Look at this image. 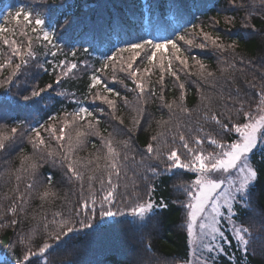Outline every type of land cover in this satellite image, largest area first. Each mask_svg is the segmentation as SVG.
<instances>
[{
	"label": "trees",
	"instance_id": "1",
	"mask_svg": "<svg viewBox=\"0 0 264 264\" xmlns=\"http://www.w3.org/2000/svg\"><path fill=\"white\" fill-rule=\"evenodd\" d=\"M178 3L183 5L178 21H171L172 26L164 31L148 34L131 27L129 21L137 20L136 14L142 8L147 13L149 4L163 13L169 0H0V26L4 29L0 32V63L12 58L10 65L5 63V67L0 69V132L11 137L6 141L7 150L0 151V253L3 254L0 264H23L22 256L28 248L37 251L45 242L52 247L44 257H33L31 264H45V261L46 264H183L188 260L187 196L178 191V187L190 183L196 174L185 169L165 171L164 164L149 158L146 145L152 136L164 133L157 143L166 141L169 147L179 148L178 139L173 144L177 123L185 135H188V127L193 130L203 127L202 137L206 134L216 137L219 126L202 119L204 105L208 103L202 100V96L211 98V107L217 111L224 109L225 99L222 97L229 94L233 100L227 101L228 108L231 109L237 101L245 103V110L248 106L254 107L259 100L257 91L264 86V3L261 0H237V4L243 3L244 7H234L231 0H178ZM22 8L33 12L31 24L23 19V15L15 16ZM36 13L45 20V27L56 26L55 47L42 40V32L34 23ZM66 17L69 20L67 24L64 23ZM109 25H118L117 32L123 28V33H126L123 35L124 43L163 37L175 40L188 67L174 59L171 46L157 50L149 63L147 56L152 52L146 48L133 62V69L141 70L147 84L142 100L139 99L135 83L127 72L121 70L126 67L132 53H118L115 67L111 66L113 62H109V68L100 70L103 56L111 55L115 50L111 45L106 49L99 44ZM203 33L219 37L218 43L224 44L225 48L221 50L210 40H205ZM180 35H184L185 40H180ZM5 39L9 42L15 40L21 50L27 49L31 39L32 50L36 53L34 58L26 57L28 63L22 64L14 76L13 69L21 61L20 57L13 55L10 44H4ZM187 40H192V44ZM113 42L115 47L124 46V43L117 42L115 33ZM200 44H205V47H199ZM52 52L56 55L53 56ZM161 56L166 57L165 68L168 59L172 60V70L179 76L178 80L165 71L164 79L160 81ZM60 61L76 63L77 67L66 76L61 75ZM198 62L203 63L214 76L202 79L198 75ZM145 68H150L151 73H144ZM93 75L100 77V85L91 87ZM58 76L59 83L56 82ZM9 77H12L11 82L5 83ZM181 83L184 84L183 90L179 87ZM105 85L112 88L113 93L106 92ZM41 88L45 91L33 101L25 103L20 99L31 90ZM236 88L240 89L239 94ZM149 89H154V94ZM182 91V106L188 109L187 112H181L177 107ZM97 93L114 100L115 110L105 101L96 99ZM114 93H119V96ZM173 101L176 103L170 110L166 105ZM80 107L87 108L98 118L100 135H89L73 158L86 161L97 153L102 157L105 149L101 136L111 135L122 156L125 150L120 142L128 141L130 144L129 160L121 176L113 177L118 187L112 211L120 209L123 215H99L102 193L100 184L92 181L98 202L91 228H82L79 224V220L87 223L85 217L91 215L81 207L82 201L88 199L91 208L88 171L81 169L85 173L82 188L81 181L67 172L60 156H49L48 149L37 150L33 146L35 133L32 129H38L49 148L54 152L60 151V142L53 138L50 126L57 128L58 135L66 114L71 119L70 114ZM236 107H239L238 102ZM233 118L234 122L242 119L236 117L234 111ZM121 119L123 123H120ZM136 119L139 120L138 125L134 123ZM161 121L169 123L161 126ZM84 123L81 122L82 129ZM12 128L17 129L15 134L11 133ZM72 134H75L74 130ZM234 137L232 132L224 139L231 141ZM204 148L213 150L207 140ZM180 151L183 154L182 148ZM24 157L30 158L25 164L36 163L34 171H18ZM141 159L143 164L139 163ZM251 161L258 169V177L250 186L247 198L251 210L243 206L245 202H238L234 209L237 213L234 220L248 226L252 233L248 252L245 254L238 247L230 223L221 219V230L231 243L218 238L216 243L222 245L223 252L209 253L203 248L202 252L198 251L209 264H264V143L251 154ZM100 164L103 166V159ZM148 167L157 168V174L147 171ZM16 175L21 176L19 182ZM17 184L19 193L25 196L24 210L13 216L7 208L17 200ZM28 184L32 185L31 189L26 187ZM45 191L54 195L42 198ZM149 198L154 204L166 207H154L144 219L133 217L130 208ZM77 211L80 216H76ZM56 213L60 215L55 216ZM12 219L17 220L15 225L10 223ZM53 219L73 221L74 231L61 235L57 241L51 235L54 230L58 231L51 223ZM45 224L49 225L48 228L44 227ZM21 237L25 238L23 244L20 243Z\"/></svg>",
	"mask_w": 264,
	"mask_h": 264
},
{
	"label": "snow or ice",
	"instance_id": "2",
	"mask_svg": "<svg viewBox=\"0 0 264 264\" xmlns=\"http://www.w3.org/2000/svg\"><path fill=\"white\" fill-rule=\"evenodd\" d=\"M234 7H244L243 3L237 4V0H231ZM264 3V0H261ZM183 13V5L178 3V0H169V4L165 6L163 13H159L158 9H155L149 4L147 13L144 12L143 8L136 14L138 19L129 21L131 27L145 31L151 34L153 31L159 33L166 30L168 27L172 26L171 21H178ZM23 15V19L31 24L33 12L31 10L25 11L23 8L15 13L16 17ZM36 18L34 20L37 28L42 32V40L46 41L47 44L54 45V37L56 34V26L49 25L45 27V20L41 18L40 13L35 14ZM227 19V18H226ZM69 22L68 18H65L64 23ZM119 27L109 25L108 29L104 31V35L99 44L106 49L111 45L115 48L111 51V55L105 54L103 56L104 63L102 65L101 71L110 67L109 62L112 63V67H115V60L118 53L130 52L132 55L129 57L126 67L122 68L129 74L130 78L135 83L136 89H138V98L142 100L147 84L145 83V77L141 74L139 68L133 69V62L136 61L137 57H140L141 52L146 48H150L152 55L147 56V60L151 63L156 56L157 50L165 49L171 46L174 53V59L179 61L185 68L188 67L187 60L181 55V48L176 43L175 40L163 37L160 39H140L136 43H124L123 28L120 32L116 31ZM4 31L3 27L0 26V32ZM36 31V29H33ZM113 33L116 34L117 42L124 43L123 47H115L113 42ZM171 34V33H170ZM205 40H210L213 45L217 48L223 50L225 45L218 43L219 37H211L208 33H203ZM180 40H185L184 35L179 36ZM188 44H192V40L186 41ZM5 45L12 47V52L14 56L20 57V63L15 65L12 75L14 76L16 71L20 69L22 64H27L28 59L26 57H35L36 53L32 50V41L29 39L26 50H21V47L16 44L13 40H4ZM199 47H205V44H200ZM55 56L56 52H52ZM75 55V52H73ZM166 57L161 56L159 63V70L161 72L160 81L164 79L163 73L165 71L169 72L172 76L179 79V76L175 71L172 70V60L168 59L167 68H165ZM12 58L9 57L5 62L6 64H11ZM5 63H0V69L5 67ZM61 75L66 76L68 73L72 72L76 67V63H66L65 61H60ZM199 72L198 75L202 79H208L214 76V73L207 70L203 63L198 62ZM144 73H151L150 68H145ZM12 77H9L5 83L11 82ZM115 79V76H113ZM91 87H95L102 83L98 75H93L91 77ZM57 83L60 82V76L57 77ZM2 86V85H0ZM51 87V85H48ZM106 92L113 93V89L104 86ZM180 89H184V84L179 85ZM255 87V85H252ZM91 90V88H90ZM45 89L41 88L39 90L33 89L30 94L23 95L20 99L27 103L34 100V98L41 96ZM236 93L239 94L240 89H235ZM151 94H154V89H149ZM119 96V93H114ZM19 95V93H17ZM257 96L259 97L258 102L253 106H248V110H245V103L243 101H237L239 107H236V103H233L232 108L227 107V101H232L233 97L229 94L225 99L224 109L222 111L213 110L211 107V98L203 97L202 100H207L208 103L204 105V111L202 119L204 121L213 122L215 125L219 126V131L217 136L205 135L201 136L200 133L204 132L203 127H199L196 130L187 128L188 135H185L184 131H180V124L176 125V133L173 135V144L176 143L178 139L180 147H169L166 141H161V137L164 133H158L151 137V142L146 145V152L150 159L158 160L161 164L165 165V171H171L173 169H185L194 172L195 178L190 183H183L178 187V191H183L187 196V203L185 207L187 208V235L189 242L194 245L192 251L193 259L187 260L185 264H208V260H201V257L197 255V252L203 248L207 249L209 253L213 251L223 252L224 249L221 244L216 243L217 239H222L227 243H231L225 237L224 231L221 230L220 224L221 219L227 220L231 224L232 233L237 241L238 247H240L245 254L248 252L249 244L252 240V233L248 226L243 223H237L234 217L237 213L234 211L238 202H245L244 207L251 210L250 200L248 198L249 188L254 183L258 177V169L253 166L251 161V154L258 147L259 144L264 143V86L257 91ZM96 99L105 101L113 110H115V101L109 99L105 95L97 93ZM160 99L163 101L164 97L161 95ZM180 104L177 105L181 112H187L188 109L182 106L184 100L183 91L180 96ZM146 103L147 101H143ZM176 102L168 103L166 106L171 110L173 104ZM233 111L235 116L242 119L234 122ZM71 119L68 118L66 114L63 124L58 129L55 126H50V131L53 138L59 141L60 151L54 152L51 150L41 136L38 129H32L35 133V139L33 141L34 149L45 150L48 149V155L53 156L58 155L61 158V162L66 164L67 172L71 173V176L76 180L81 181V187L83 188V182L85 180V173L81 169H86L88 171V189L91 201V208H89V200L84 199L82 201L81 207L91 213L90 216H86L85 219L88 221L85 223L84 220H79V224L82 228H91L92 220L96 216V204L97 195L96 190L93 188L92 181H97L100 184V192L102 195L99 197L100 213L101 217H112L118 214L123 215L120 209L116 212L112 211V208L116 202V189L118 184L114 182L113 177L119 178L121 176L122 170L125 168L126 162L129 160L128 151L130 150V144L128 141L120 142L123 149V156L119 150L114 139L109 135V137L101 136L102 147L105 149L103 156L101 157L98 153L95 154L91 159L82 161L79 158H73L75 152L84 146L87 137L89 135L99 136L100 132L97 129V124L99 123L98 118L93 116L85 107H80L75 113L70 114ZM86 117H92V119H86ZM51 119V118H50ZM119 119V117H117ZM83 124V129L81 127V122ZM95 121V123L93 122ZM123 123V120H120ZM135 124H139V120H134ZM169 123V121H161V126ZM43 127V125L41 126ZM68 129V131H66ZM73 130L75 134L73 135ZM16 128L11 129V133L15 134ZM236 133L237 138L231 141H226V137L229 133ZM219 137V138H217ZM11 137L0 132V151H6L7 145L6 141L10 140ZM205 140L207 143L213 147L212 151H207L204 148ZM180 148L184 150L183 154ZM165 149H167L165 151ZM104 160L103 166L100 164V160ZM30 160L29 157H24L21 162V169L18 171L28 172L29 170L34 171L37 167L36 163H27ZM133 162L135 163L134 157ZM143 164V159L139 162ZM147 171L151 172L153 175L157 174V168L148 167ZM147 177H145L146 179ZM15 179L17 182L21 180L20 175H16ZM52 177L49 175L48 181L51 183ZM27 188L31 189L32 185L28 184ZM19 193V188L15 189ZM152 189L149 190V196ZM50 195H54L50 191H45L42 193V198H46ZM17 200L20 203H17ZM17 200H13L11 205L7 208L8 212H11L13 216L17 214L18 211H23V202L25 196L23 193H19ZM166 207V205H156L149 198L146 201H140L130 208V214L133 217H139L144 219L146 214L151 212L154 207ZM80 212H76V216H80ZM60 213H56L55 216H59ZM11 224L15 225L17 223L16 219L10 221ZM55 225L58 231L54 230L51 235L59 241L61 235H67L74 231V222L71 220L61 219L56 221L53 219L51 222ZM48 224L44 227L48 228ZM198 230V231H197ZM29 242L31 238H28ZM20 243H25V238L21 237ZM52 247L51 244L45 242L37 251H32L31 247L22 256L23 264H31L33 257L37 259L44 257L45 253ZM46 264V261H45Z\"/></svg>",
	"mask_w": 264,
	"mask_h": 264
},
{
	"label": "rangeland",
	"instance_id": "3",
	"mask_svg": "<svg viewBox=\"0 0 264 264\" xmlns=\"http://www.w3.org/2000/svg\"><path fill=\"white\" fill-rule=\"evenodd\" d=\"M237 138V134L235 133V137H234V139H236ZM187 222V221H186ZM229 222V221H228ZM230 223V222H229ZM230 226H231V224H230ZM188 243H189V258H188V260H190V259H193V257H192V251H193V247H194V245L192 244V243H190L189 242V238H188ZM200 252H202V248L199 250ZM197 255H199L198 253H197ZM200 256V255H199ZM201 257V256H200ZM3 258V254L2 253H0V260ZM201 260L203 261L204 259L201 257ZM183 264H185V263H183ZM209 264V263H208Z\"/></svg>",
	"mask_w": 264,
	"mask_h": 264
}]
</instances>
